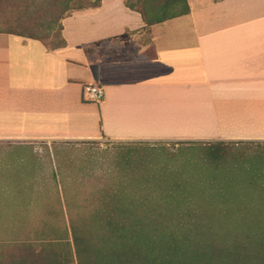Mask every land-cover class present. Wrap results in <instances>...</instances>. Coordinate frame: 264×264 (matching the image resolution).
<instances>
[{"label":"crops","instance_id":"obj_1","mask_svg":"<svg viewBox=\"0 0 264 264\" xmlns=\"http://www.w3.org/2000/svg\"><path fill=\"white\" fill-rule=\"evenodd\" d=\"M123 1L65 16L57 49L0 32L1 162L60 141L264 146V0H186L148 27ZM92 84L99 104L83 100ZM12 202L0 235L47 232L24 211L43 196Z\"/></svg>","mask_w":264,"mask_h":264},{"label":"rangeland","instance_id":"obj_2","mask_svg":"<svg viewBox=\"0 0 264 264\" xmlns=\"http://www.w3.org/2000/svg\"><path fill=\"white\" fill-rule=\"evenodd\" d=\"M18 10L8 5L0 12V30L25 28ZM1 159L0 223L8 206H17L13 200L43 196V213L41 204L24 211L48 227L46 233L1 234L0 264H18L51 240L58 250L64 240L72 246L70 225L88 234L117 225L150 234L170 264H193L191 250L207 247L199 235H214L221 264H264L262 145L60 141L31 164Z\"/></svg>","mask_w":264,"mask_h":264},{"label":"trees","instance_id":"obj_3","mask_svg":"<svg viewBox=\"0 0 264 264\" xmlns=\"http://www.w3.org/2000/svg\"><path fill=\"white\" fill-rule=\"evenodd\" d=\"M123 4L137 11L146 27L189 11L186 0H124ZM8 5L19 9L25 28L15 32H0L38 40L47 49L53 50L65 45L61 36V19L71 14L69 10L96 8L100 5V0H0V12ZM41 6L44 7L39 9ZM206 145L219 146L223 143L210 142ZM118 227L117 225L113 230L88 234L76 231L77 227L70 225L72 246L68 240H64V248L58 250L51 240L41 250L25 254L18 264H170L167 255L158 250V242L150 234L123 232ZM200 237V242H206L207 247H194L189 256L191 262L221 264L223 252L218 237L199 235Z\"/></svg>","mask_w":264,"mask_h":264},{"label":"built area","instance_id":"obj_4","mask_svg":"<svg viewBox=\"0 0 264 264\" xmlns=\"http://www.w3.org/2000/svg\"><path fill=\"white\" fill-rule=\"evenodd\" d=\"M82 96L87 102L99 104L103 99V88L98 84L87 85L83 88Z\"/></svg>","mask_w":264,"mask_h":264}]
</instances>
